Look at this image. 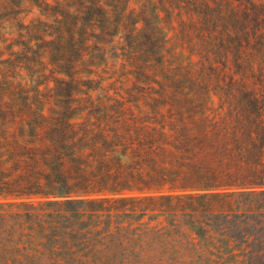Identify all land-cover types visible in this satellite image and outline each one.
<instances>
[{"label":"trees","instance_id":"trees-1","mask_svg":"<svg viewBox=\"0 0 264 264\" xmlns=\"http://www.w3.org/2000/svg\"><path fill=\"white\" fill-rule=\"evenodd\" d=\"M51 1L0 38V264H264V4Z\"/></svg>","mask_w":264,"mask_h":264},{"label":"rangeland","instance_id":"rangeland-1","mask_svg":"<svg viewBox=\"0 0 264 264\" xmlns=\"http://www.w3.org/2000/svg\"><path fill=\"white\" fill-rule=\"evenodd\" d=\"M258 3H263L264 0H256ZM41 0H0V38L4 39L8 35H4L6 30L4 26L7 24L5 21L6 17L8 19L13 18V14L10 13L11 10H16L14 15L17 18L12 19L13 23L28 24L37 17L39 10L36 7L37 4H40ZM49 2H52L49 0ZM107 84V82H105Z\"/></svg>","mask_w":264,"mask_h":264}]
</instances>
